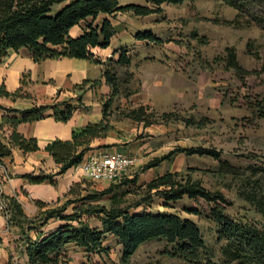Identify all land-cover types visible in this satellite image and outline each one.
<instances>
[{"label": "trees", "instance_id": "16d2710c", "mask_svg": "<svg viewBox=\"0 0 264 264\" xmlns=\"http://www.w3.org/2000/svg\"><path fill=\"white\" fill-rule=\"evenodd\" d=\"M135 0H0V63L11 53H19L25 49L35 63L51 59H77L86 60L103 66V76L106 84L111 88V94L102 104L103 120L98 124H89L80 131L73 132L70 141H54L46 151L52 157L58 171L55 175H61L69 169L78 167L84 162V157L92 149L91 143L95 139H104L110 131V126L105 124V119L113 115L114 99L121 92L130 96L133 92L124 88L125 80H122L119 71L131 67L137 56L131 57L128 50L118 49L117 60L107 63L101 62L93 50L106 49L111 45L115 36V29L111 21L102 16H115L117 13H132L135 16L146 17L162 13L164 5H182L185 2L197 0H141L143 3L132 2ZM236 11L234 20H226L223 23L235 28L256 26L264 33V0H218ZM102 17V18H101ZM101 18V20H99ZM79 29L77 35L73 31ZM200 45L209 44L208 38L198 37L192 34ZM136 41H142L144 48L149 45H162L164 40L152 30L138 31L134 34ZM143 48V47H142ZM247 52L257 60H263L260 70H247L239 62L237 53L233 47H226L225 52L217 58L224 69L232 71L245 89L247 107L257 119H264V56L258 52L252 54L251 44H247ZM139 62H137V65ZM131 78V74H126ZM253 76L257 85L263 87V91L256 93L248 85L247 79ZM84 81L80 89L88 84ZM123 87V88H122ZM21 88L14 93L6 91L5 85H0V98H13L19 96ZM29 97V94L24 96ZM82 107V104L73 106L67 102L60 106H37L30 109L18 110L0 109L13 115L0 124V131H10L8 144L0 140V163L3 158L10 156L14 148H19L24 153H32L39 150L37 140L26 139L17 132L21 123H31L44 118V111L53 109L54 117L61 122H68L74 112ZM147 107L133 108L127 114L130 120L143 123L145 127L156 124H168L175 117V110L158 114L155 111L148 112ZM187 127H199L203 121H196L193 117L183 120ZM107 147V146H106ZM185 154L189 157L199 155L220 160L222 153L216 149L202 147L176 148L168 154L154 158L145 169L159 167L164 161H171L175 155ZM257 159V156H251ZM256 166H247L246 169L236 168L228 162H220V173L242 179L244 186L250 189L243 192L246 201L253 203L257 210L264 214V194L257 192L261 188V177H257ZM251 171L249 176L246 172ZM54 175L30 174L25 176L31 184H40L50 181L52 186ZM251 177V178H249ZM247 182V183H246ZM81 183L75 184L78 186ZM72 186L67 195L77 193ZM146 194L138 204V208L146 206L153 197L164 199V203H176L183 198L193 201H203L207 205V211L211 219L219 227V237L224 241L220 249V257L217 261L204 256L206 245L200 228L190 219L182 218L171 212L142 211L130 212L113 204L110 207L93 202L98 201L112 192V188L102 192L89 193L77 200H68L61 206L51 207L35 217H28L22 206L14 197H7L5 216L8 225L17 226L20 229V240L16 241L15 252L10 255L7 264H51L55 261L53 255L61 253L66 246L74 244L88 253L102 252L106 250L103 244L110 234L122 247V262L128 264L139 248L150 242L162 241L168 247L167 254L184 264H264V230L259 227L241 223L226 215L230 203L220 192H211L199 181L190 176H184L178 172L167 171L157 175L150 182L140 187ZM79 192V191H78ZM82 205L73 208V212L65 214L67 207L77 202ZM36 205L46 208L47 205L37 201ZM96 218L102 224V229L92 227L82 217ZM63 221L66 224L59 226L53 232L40 231L48 221ZM33 232L35 239L30 235ZM24 259V262H22Z\"/></svg>", "mask_w": 264, "mask_h": 264}, {"label": "rangeland", "instance_id": "374dc122", "mask_svg": "<svg viewBox=\"0 0 264 264\" xmlns=\"http://www.w3.org/2000/svg\"><path fill=\"white\" fill-rule=\"evenodd\" d=\"M132 2L143 3L141 0ZM126 17L121 22L126 25V29L119 39L126 45L121 48L130 50L129 47L132 48L135 40L134 34L145 29L152 30L155 35L164 40V43L158 46L149 45L147 48H144V43L141 45L143 47L140 49L141 53L139 52L132 66L119 71L122 80L126 78L124 88L133 93L137 92L141 87V79L138 75L143 67L141 65L149 62V65H152L149 70H158L163 67L157 63L158 58H163L172 69L190 72L194 86H197V106L189 109L175 107L171 109L175 110L173 118L178 117L180 120L151 127L150 132H145L139 130V126L127 117L129 111L136 106L125 99V92H121L122 97L117 99L113 107L114 111L116 110L114 115L105 119V124L114 129L106 139L100 142H118V146L126 148L137 141L142 142L152 138L154 141L152 139L149 141L152 147H163L165 155L171 149L191 147L216 149L222 155L220 160L199 155L191 157L181 155L153 170L145 169V166L154 158L151 157L148 161L139 163L116 184L108 186L104 182L82 180L81 184L74 186L77 193L72 194L69 199H80L88 193H94L95 188H120L114 203L110 196H105L93 203L98 202L106 207H110L113 203L129 208L133 213L171 212L182 218H188L201 230L206 245L204 256L217 261L224 241L220 239L219 227L211 219L207 205L203 201H193L185 197L176 203L166 205L163 198L153 197L146 206L137 208L146 194L141 188L136 187L135 182L139 178L149 180L155 174L169 170L190 176L209 191L224 194L230 203L226 215L231 219L244 224H253L264 230V214L243 197V192L250 188L244 186L242 179L220 173L221 161L241 169H246L250 165L256 166L258 170L254 178L261 177V188L256 187V190L264 194V119H257L247 107L244 98L245 89L241 82L232 71L224 69L223 64L217 60L225 52L226 47H233L240 64L245 69L260 70L263 60H257L251 56L247 52V44H251L252 54L258 52L263 57L264 33L256 26L235 28L225 25L224 21L235 19L236 11L218 0L190 1L178 6L164 5L162 13L159 14L146 17L128 14ZM78 31L79 29H75L73 35H77ZM192 34L208 38L209 44L200 45ZM28 56L31 57L28 51L23 49L19 53H11L6 60L2 61V64L10 65L13 60L25 59ZM137 62H139L138 65ZM145 71L146 69H142V76L152 73V71ZM128 73L131 74V78L126 75ZM22 82L24 85V81ZM247 82L256 93L263 91V87L257 85L255 77L250 76ZM24 94L26 92L22 87L19 96ZM190 116L197 122L203 121L204 124L199 127L185 126L183 120ZM101 153L108 152L101 150ZM251 156H257V159H252ZM250 174L251 171L246 172V176ZM59 201L63 203L64 197ZM81 205L79 201L69 206L66 213H72L74 206ZM83 218L87 219V216ZM91 224L97 226L98 222L92 220ZM15 247L16 244L7 247L9 257L12 253L17 255ZM103 248L106 250L88 253L71 244L61 253L53 255L55 261L51 264H124L122 247L116 240H105ZM167 250H169L168 247L162 241L146 243L139 248L128 264H184L168 255Z\"/></svg>", "mask_w": 264, "mask_h": 264}, {"label": "crops", "instance_id": "0c3cea01", "mask_svg": "<svg viewBox=\"0 0 264 264\" xmlns=\"http://www.w3.org/2000/svg\"><path fill=\"white\" fill-rule=\"evenodd\" d=\"M128 14L132 13L119 12L114 17L102 16L111 21L116 33L108 48H96L93 50L94 55L101 62L107 63L110 60H117L119 52L116 51L126 45L125 42H120L119 39H121V35L126 29V25L121 22L127 18L126 16ZM132 45V48L129 47L130 50L123 49L128 50L127 54L131 57L138 56L139 52L141 53L140 49L142 48L141 45H143V42L134 40ZM157 63L163 67L158 70H149L152 66L149 65V62L141 65L143 67H141L138 73L139 79H141V87L130 96H125V99L129 100L137 108L141 106L147 107L149 108L148 112L155 111L158 114L170 112L169 110L175 107L189 109L192 106H197V86H194L190 72L188 70H183L182 72L179 69H172L163 58H158ZM142 69L152 71V73L142 76ZM22 81H24V85ZM84 81H88L89 83L84 89H80V85ZM2 84L5 85L6 91L11 94L23 87L26 94L30 95L29 97L25 95L16 99L0 98V105L5 108L22 111L30 109L34 105L44 107L53 105L60 106L64 102L73 106L82 104V107L77 109L71 119L66 123L57 120L53 115V109L48 108L43 113V119L31 123L19 124L17 132L26 139L37 140L39 150L32 153H24L19 148H14L11 155L3 158L0 163V176L3 174L7 176L5 177L3 175L4 179L0 183V194L2 198L5 200L7 197H14L28 217H35L48 208L63 205V203L70 200L69 197L71 195H67L70 188L75 184L82 183V180L86 181V178L77 170V167L69 169L64 174L55 175L58 171V166L46 149L54 141H70L73 132L80 131L89 124L100 123L103 120L102 104L111 94V88L106 84L103 76V66L100 64L69 58L48 59L40 63H35L29 56L25 59H15L10 65L3 66L0 63V85ZM121 94L117 95L114 99L113 107L117 99L122 97ZM13 115L18 118L21 117L20 113L14 114L0 109V124L6 118ZM131 121L139 126V130L141 129V131L144 130L145 132H150L151 127L165 125L156 124L145 127L143 123ZM113 129L107 133L106 138ZM9 135L10 131H0V140L8 144ZM151 139L149 138L142 142L137 141L126 148L118 146V142H100L102 139H95L91 143L92 149L86 153L84 161L93 154H102L101 150L108 153H122L135 158V165L130 169L132 170L142 161H148L151 157L157 158L159 157L157 156L158 154L165 155L163 147H152L151 142H149ZM152 141L154 140L152 139ZM173 150H168V153ZM181 155L185 154H178L173 158ZM165 162L169 161H164L161 164ZM150 170H153V168ZM169 171L173 172L171 170ZM39 173L54 175L53 181L56 185L52 186L48 180L40 184H31L25 178L27 175H37ZM164 173L166 172L155 174L149 180L139 178L135 182V185L138 188L143 187L157 175ZM106 184L109 186L114 183L106 182ZM110 188H112V192L106 196H110L114 203L120 188ZM105 189L108 188H95V192H102ZM63 197L65 201L62 203L59 200ZM5 201L6 203L8 202L7 200ZM37 201L45 203L47 207L43 209L38 207L36 205ZM66 212L67 210L65 214H70ZM83 217L82 219L86 222L88 221L92 227L98 228L99 230L102 229L101 222L96 218L87 217V219H84ZM92 220L98 222L97 226L91 224ZM64 224L66 222L50 220L40 228V231L45 233L53 232ZM31 233L30 235L35 239L34 233ZM105 236L108 238L107 240L112 239L110 234H105ZM20 237V229L17 226L8 225L7 217L0 211V264H7L9 260L7 247L16 244V241L20 240Z\"/></svg>", "mask_w": 264, "mask_h": 264}, {"label": "built area", "instance_id": "2783aa9c", "mask_svg": "<svg viewBox=\"0 0 264 264\" xmlns=\"http://www.w3.org/2000/svg\"><path fill=\"white\" fill-rule=\"evenodd\" d=\"M135 165V158L122 153L93 154L77 170L92 182L117 183L128 175ZM7 177L5 174H3ZM0 176V183L4 179ZM7 203L0 194V211L5 214Z\"/></svg>", "mask_w": 264, "mask_h": 264}]
</instances>
